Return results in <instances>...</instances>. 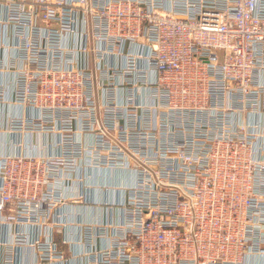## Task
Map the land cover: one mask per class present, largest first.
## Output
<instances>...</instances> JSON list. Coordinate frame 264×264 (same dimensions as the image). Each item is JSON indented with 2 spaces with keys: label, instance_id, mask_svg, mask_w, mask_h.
I'll use <instances>...</instances> for the list:
<instances>
[{
  "label": "built area",
  "instance_id": "obj_1",
  "mask_svg": "<svg viewBox=\"0 0 264 264\" xmlns=\"http://www.w3.org/2000/svg\"><path fill=\"white\" fill-rule=\"evenodd\" d=\"M0 105V264L264 259V0H0Z\"/></svg>",
  "mask_w": 264,
  "mask_h": 264
},
{
  "label": "crops",
  "instance_id": "obj_2",
  "mask_svg": "<svg viewBox=\"0 0 264 264\" xmlns=\"http://www.w3.org/2000/svg\"><path fill=\"white\" fill-rule=\"evenodd\" d=\"M5 112H9L12 113L13 112V108L7 106V108H5ZM15 113H17V109L15 110ZM3 110L2 107L0 105V118L3 117ZM8 140H9V136L7 134V132L5 131V129H2L0 131V155L5 154V152L8 151ZM38 142V138L36 139ZM24 141V138H23ZM26 143L27 146H29L30 150L32 152H36L37 151V147L31 146V140L30 137H27V139L24 141ZM102 196L99 195V199H101ZM113 197V195H112ZM78 212H80V209H78ZM69 221L73 222V220L76 221L77 218H80L83 222H87V223H96V222H101V221H106L107 220V215L102 214L100 211H98V209H93V208H82L81 209V213H79V215L76 214V211L74 208L69 207ZM76 218V219H75ZM67 231V232H66ZM64 231V234L62 232L57 234V241L60 243L61 245V240L65 237L64 235L67 236V238L70 241H76L77 238L79 237V230L77 226H69L67 228V230ZM62 248L69 254L70 252H80L82 250V248L80 247H73V245L71 244H67V245H63L62 244ZM35 259V256L32 254V252L29 249H26L24 254H23V260L24 261H29V262H33ZM74 264H85L84 262H75ZM249 264H264V259H261L260 262L258 261H250Z\"/></svg>",
  "mask_w": 264,
  "mask_h": 264
}]
</instances>
